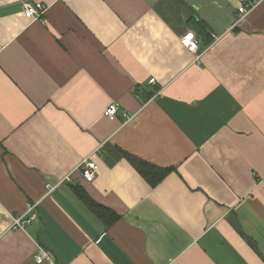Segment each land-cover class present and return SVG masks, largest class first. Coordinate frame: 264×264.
I'll use <instances>...</instances> for the list:
<instances>
[{
	"label": "crops",
	"instance_id": "1",
	"mask_svg": "<svg viewBox=\"0 0 264 264\" xmlns=\"http://www.w3.org/2000/svg\"><path fill=\"white\" fill-rule=\"evenodd\" d=\"M237 8L0 0V264H264V0Z\"/></svg>",
	"mask_w": 264,
	"mask_h": 264
},
{
	"label": "built area",
	"instance_id": "2",
	"mask_svg": "<svg viewBox=\"0 0 264 264\" xmlns=\"http://www.w3.org/2000/svg\"><path fill=\"white\" fill-rule=\"evenodd\" d=\"M263 0H238V8H237V16L234 21V24L232 26H236L240 22L244 21L246 16L252 11V9L258 5ZM24 9V17L28 20H41L43 18V15L46 11V6L42 3H28L26 2L23 5ZM180 44L182 47H184L188 52L192 54H196L198 49L199 40L195 37L194 33L192 31H185V33L180 38ZM150 84L154 83V79H151L149 81ZM104 115L109 118L117 117L118 115V107L115 104H111L107 107V109L104 112ZM125 120L129 121L130 118L125 115ZM98 167L97 165L89 160L85 159L81 165L78 168V172L80 174V177L83 181L89 183L94 180L95 173L97 171ZM63 182H72L71 175H68L65 177V179L62 180ZM31 209V206L28 207V211L24 216L16 217L13 221V227L14 229H23L24 224H28L33 220L34 216H29V211ZM36 262L40 264L43 260H45L47 257L43 251H40L38 255L35 257Z\"/></svg>",
	"mask_w": 264,
	"mask_h": 264
},
{
	"label": "trees",
	"instance_id": "3",
	"mask_svg": "<svg viewBox=\"0 0 264 264\" xmlns=\"http://www.w3.org/2000/svg\"><path fill=\"white\" fill-rule=\"evenodd\" d=\"M127 159L128 161L133 165L134 168H136V170H138L141 174H143L144 176H148L149 178V174L154 172V169L153 167L151 166H148L146 164H143L141 162H139L138 160H136L134 157L130 156V155H127V154H123ZM157 173H160L158 174V177H161V172L159 171H156ZM149 182L153 183V181L149 178ZM91 205V203H90ZM92 208V210L99 216V217H102L104 218L105 216H110V214H108L107 211L103 210L102 208L92 204V206H90ZM106 222V221H105Z\"/></svg>",
	"mask_w": 264,
	"mask_h": 264
},
{
	"label": "rangeland",
	"instance_id": "4",
	"mask_svg": "<svg viewBox=\"0 0 264 264\" xmlns=\"http://www.w3.org/2000/svg\"><path fill=\"white\" fill-rule=\"evenodd\" d=\"M261 2H262V1H261ZM261 2H260V3H261ZM260 3H259V4H260ZM259 4H258V5H259ZM258 5H256V6L252 9V11H253ZM236 12H237V11H236ZM250 13H251V12H250ZM113 118H115V117H113Z\"/></svg>",
	"mask_w": 264,
	"mask_h": 264
}]
</instances>
